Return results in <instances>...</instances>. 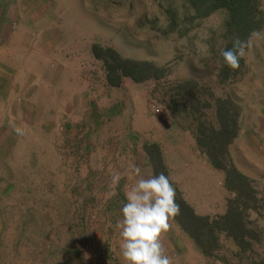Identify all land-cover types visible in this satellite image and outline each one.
I'll use <instances>...</instances> for the list:
<instances>
[{"label": "rangeland", "instance_id": "1", "mask_svg": "<svg viewBox=\"0 0 264 264\" xmlns=\"http://www.w3.org/2000/svg\"><path fill=\"white\" fill-rule=\"evenodd\" d=\"M175 2L183 31L171 30L172 12L159 0H58L60 11L49 14L44 25L50 22L52 30L63 23L68 31L70 25L62 17H79L72 5L83 22L87 51L94 46L102 50L99 59L93 53L71 56V77L78 82L81 100L64 117L54 116L44 100L37 106L28 103L32 85H42L35 70L2 69L12 65L0 62V264H125L115 225L127 191L139 179L129 165L139 166L142 176L150 178L145 145H157L170 163L177 152L173 144L183 149L195 142L191 121L183 115L174 118L167 109L173 90L189 79L198 81L202 101L212 106H199V114L211 122L215 99L230 100L239 108V133L229 153L263 200L262 209L249 220L264 236V0H257L253 17L261 20L260 29L247 40L238 72L226 80L218 77L225 11L191 20L182 1ZM107 51L112 57L153 64L165 70L164 76L143 83L126 78L118 87L109 86L100 59ZM40 68L49 78L50 65ZM65 83V76L59 77L57 86L63 85L69 106L71 85ZM195 149L193 154L205 167L195 162L191 178L183 172L174 185L198 215H222L232 194L223 187L222 173ZM189 163L184 159L174 167L184 171ZM169 225L162 243L172 264H226L223 257L231 258L235 250L221 238V250L207 259L175 222ZM244 256L264 264V240Z\"/></svg>", "mask_w": 264, "mask_h": 264}, {"label": "trees", "instance_id": "2", "mask_svg": "<svg viewBox=\"0 0 264 264\" xmlns=\"http://www.w3.org/2000/svg\"><path fill=\"white\" fill-rule=\"evenodd\" d=\"M181 1L186 18L191 20L205 18L218 10L225 11V33L221 38V41L225 43L224 49L231 48L232 42L236 39L247 43L250 35L260 29L261 20L253 19L259 7L257 0ZM159 2L172 12L171 30L175 31L180 28L183 31L184 28L180 27L176 21L179 8L175 0H159ZM167 33L165 32L164 35ZM91 52L96 59H99L102 50L94 46ZM104 56L100 59L106 67V79L109 86L118 87L121 80L126 78L134 83H143L149 80L158 81L164 76L165 70L153 64L121 59L118 55L112 57L108 51ZM238 68L232 69L227 66L221 56V70L218 77L223 80L230 76L234 77ZM178 86L170 96L167 109L173 113L171 116L174 118L177 115H183L182 118L191 121L188 125L197 149L207 158L214 170L222 173L223 187L232 194V198L227 201L226 210L222 215L215 217L198 215L183 200L180 192L171 182L176 190V202L180 206L179 215L171 220L203 257L213 258L221 250L220 239L224 238L231 242L235 250L230 251L231 258L223 257V262L226 264H259L255 259L244 255L252 254L254 246L264 240L260 228L258 229V226L249 220L251 213L257 214L262 209L263 200L258 197L253 181L236 168L229 153L239 133V108L230 100L215 99L213 104L215 119L211 122L205 114H199L201 113L199 106L206 109H212V106L207 101H202V88L199 87L198 81L184 80ZM143 150L147 156L152 176L161 172L167 175L158 146L145 145Z\"/></svg>", "mask_w": 264, "mask_h": 264}, {"label": "crops", "instance_id": "3", "mask_svg": "<svg viewBox=\"0 0 264 264\" xmlns=\"http://www.w3.org/2000/svg\"><path fill=\"white\" fill-rule=\"evenodd\" d=\"M69 1L71 3V0ZM58 11H60L58 0H0V62L3 60L8 61L13 67L3 65L5 67L2 69L35 70L37 78H42V85H32L28 103L33 102L37 106L38 104L42 105L44 100L47 102L45 103L47 108L54 112V116L63 113L64 117V115L70 113L68 109H72V105L75 104L74 102L77 104L81 100L80 92L77 90L79 87L78 82L71 77L72 57L76 58L77 56L92 54V52L91 50L87 51V47L83 44V39L86 37L83 30V22L79 19V10L72 9V5L71 11L75 12L79 17L77 18L75 14L73 16H66L68 17L67 19L62 17L63 21L70 25L68 31H64L63 23L60 29L56 26L52 30L50 22L44 25L45 19L51 16L49 14L56 16ZM59 16L60 14L56 19H60ZM28 60L32 61L33 66L28 65ZM20 61H23L24 68L21 67L22 63ZM14 63H18L17 65L20 68H18L19 66L14 67ZM46 64L50 65L52 71L49 78L42 76L43 72L40 68ZM36 68L39 69L36 70ZM61 76L62 78L63 76L66 78L65 87H67L68 81L71 85L70 95L67 94V98L73 102L69 106H67L66 101L63 99V85L57 86L59 77ZM193 145L194 143L189 141L186 145L182 146L184 147L183 149H177L175 144H173V149L177 150L174 154V160L169 163L167 157L162 158L167 170V176L175 185L177 184V179L182 178L180 175L183 172H185L188 178H191L189 176L193 174L195 162H199V165H204V161H198L195 154H193L195 153V148H197ZM180 150H183V152H180ZM196 153H200V151L198 150ZM184 159L190 161L189 166L184 171L181 169V166H179V169H176L177 167L176 165L174 167V163L179 165L181 160ZM169 166H173V168L169 169ZM197 166L195 165V167ZM196 172L198 171L196 170ZM188 204L197 214L195 206L190 203ZM200 214L204 216L210 215Z\"/></svg>", "mask_w": 264, "mask_h": 264}, {"label": "clouds", "instance_id": "4", "mask_svg": "<svg viewBox=\"0 0 264 264\" xmlns=\"http://www.w3.org/2000/svg\"><path fill=\"white\" fill-rule=\"evenodd\" d=\"M246 47L245 42L234 40L231 48L221 51L224 63L238 68ZM129 168L139 179L127 191L121 218L115 225L121 239V256L125 264H172L162 235L169 229V221L180 213L176 190L163 172L144 178L139 166L133 164ZM118 180V176L113 178L114 183Z\"/></svg>", "mask_w": 264, "mask_h": 264}]
</instances>
